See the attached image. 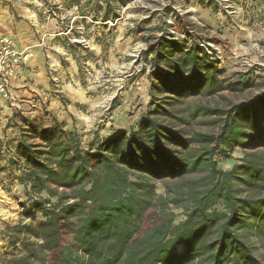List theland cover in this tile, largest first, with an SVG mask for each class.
Masks as SVG:
<instances>
[{"label": "trees", "instance_id": "trees-1", "mask_svg": "<svg viewBox=\"0 0 264 264\" xmlns=\"http://www.w3.org/2000/svg\"><path fill=\"white\" fill-rule=\"evenodd\" d=\"M142 58L149 99L129 129L84 143L54 120L0 141V172L12 171L27 199L4 231L15 250L2 264H264L248 241L264 235V91L238 103L224 95L257 86V70L223 77L200 41L169 34ZM215 97L226 104H191ZM170 206L182 211L177 225Z\"/></svg>", "mask_w": 264, "mask_h": 264}, {"label": "rangeland", "instance_id": "rangeland-1", "mask_svg": "<svg viewBox=\"0 0 264 264\" xmlns=\"http://www.w3.org/2000/svg\"><path fill=\"white\" fill-rule=\"evenodd\" d=\"M0 5L15 15L25 36L43 50L49 78L46 95L36 93L38 107L21 104L12 112L0 109V122L8 119L4 129H12L4 144L32 126H49L54 120L74 127L84 143L96 131L104 136L129 129L144 114L149 99V67L142 54L163 34L217 46L223 56V77L257 70V86L237 95L225 93L230 102L246 101L264 91L260 78L264 76V0H0ZM256 45L262 54L255 51ZM234 51L238 58L232 57ZM113 103L120 105L113 109ZM200 103L224 106L226 101L215 97L191 104ZM194 129L209 132L213 127L195 123ZM243 155L238 150L231 161L220 165L229 170ZM8 159L1 161V170L7 169ZM164 194V186L157 185L156 195ZM26 200L16 175L1 171L0 264L7 252L15 250L4 231L22 221L20 204ZM170 210L176 215L174 225L184 219L181 210L173 206ZM248 241L264 263V235L250 236ZM16 252L20 254V248Z\"/></svg>", "mask_w": 264, "mask_h": 264}, {"label": "crops", "instance_id": "crops-1", "mask_svg": "<svg viewBox=\"0 0 264 264\" xmlns=\"http://www.w3.org/2000/svg\"><path fill=\"white\" fill-rule=\"evenodd\" d=\"M201 8L200 5H198ZM25 31V30H24ZM23 29L19 28L15 15L11 14L8 9L0 5V32L12 37L18 48L21 50H28L31 54L29 63L25 66L23 71L11 81V100L4 101L0 98V109H6L12 112L15 108H19L21 104L30 105L34 108L38 107L36 98L37 94L48 89V72L46 67V55L43 50L34 46V42L30 41V37H26ZM14 102V103H12ZM34 104V105H33ZM8 122V119H5ZM3 124V130L0 132V141L9 139V131L12 129H4L6 123ZM15 134L12 138H15ZM20 137H16V140Z\"/></svg>", "mask_w": 264, "mask_h": 264}, {"label": "built area", "instance_id": "built-area-1", "mask_svg": "<svg viewBox=\"0 0 264 264\" xmlns=\"http://www.w3.org/2000/svg\"><path fill=\"white\" fill-rule=\"evenodd\" d=\"M201 44L208 55L222 63L223 56L217 46L205 42ZM254 49L262 54L259 46L256 45ZM231 54L234 59L238 58L235 51ZM30 58L28 50L19 49L12 37L0 32V97L5 101L11 100V81L23 71Z\"/></svg>", "mask_w": 264, "mask_h": 264}, {"label": "bare ground", "instance_id": "bare-ground-1", "mask_svg": "<svg viewBox=\"0 0 264 264\" xmlns=\"http://www.w3.org/2000/svg\"><path fill=\"white\" fill-rule=\"evenodd\" d=\"M111 96V95H110ZM108 100V101H107ZM106 102H105V105L108 106L110 104V101L109 99H107Z\"/></svg>", "mask_w": 264, "mask_h": 264}]
</instances>
